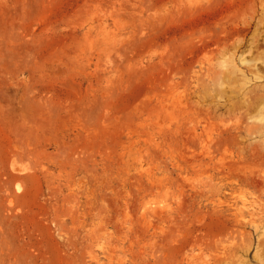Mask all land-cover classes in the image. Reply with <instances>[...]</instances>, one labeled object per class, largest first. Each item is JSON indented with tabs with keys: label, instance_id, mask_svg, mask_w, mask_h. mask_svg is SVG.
<instances>
[{
	"label": "rangeland",
	"instance_id": "rangeland-1",
	"mask_svg": "<svg viewBox=\"0 0 264 264\" xmlns=\"http://www.w3.org/2000/svg\"><path fill=\"white\" fill-rule=\"evenodd\" d=\"M262 92L264 0H0V264H264Z\"/></svg>",
	"mask_w": 264,
	"mask_h": 264
},
{
	"label": "bare ground",
	"instance_id": "bare-ground-1",
	"mask_svg": "<svg viewBox=\"0 0 264 264\" xmlns=\"http://www.w3.org/2000/svg\"><path fill=\"white\" fill-rule=\"evenodd\" d=\"M259 99L264 100V92L260 93V95H259ZM261 118H262V117H261ZM254 180H255V179H254ZM252 181H253V180H252ZM256 185H257V184H256ZM259 185H261V184H259ZM260 188H261V187H260ZM260 188H259V189H260ZM262 195H263V194H262ZM263 197H264V196H263ZM263 204H264V203H263ZM260 207H261V206H260ZM263 207H264V206H263ZM263 207H262V208H263ZM239 210H240V209H239ZM260 210H261V209H260ZM262 210H264V209H262ZM261 212H262V211H261ZM241 213H242V212H241ZM238 214H239V213H238ZM236 215H237V214H236ZM245 215H246V214H245ZM245 215H244V216H245ZM240 216H241V215H240ZM261 216H262V215H261ZM246 217H247V215H246ZM246 217H245V218H246ZM241 218H242V217H241ZM263 218H264V216H263ZM261 233H262V232H261ZM259 235H260V234H259ZM263 247H264V245H263ZM263 254H264V253H263ZM258 260H260V257L258 258ZM261 263H262V262H261ZM206 264H207V263H206ZM262 264H263V263H262Z\"/></svg>",
	"mask_w": 264,
	"mask_h": 264
}]
</instances>
